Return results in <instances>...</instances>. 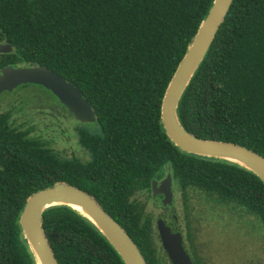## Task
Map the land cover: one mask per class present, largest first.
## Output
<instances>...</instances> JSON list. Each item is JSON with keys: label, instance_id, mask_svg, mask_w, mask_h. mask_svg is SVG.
I'll return each mask as SVG.
<instances>
[{"label": "trees", "instance_id": "trees-1", "mask_svg": "<svg viewBox=\"0 0 264 264\" xmlns=\"http://www.w3.org/2000/svg\"><path fill=\"white\" fill-rule=\"evenodd\" d=\"M213 1L0 0V43L12 47L0 54V69L48 68L79 89L98 128L80 132L86 163L61 158L41 138L0 129V264H36L18 219L32 194L59 182L92 196L147 264H164L152 216L135 195L150 193L166 167L183 198L193 264L202 262L191 230L193 195L264 239V184L235 165L182 153L160 124L165 90ZM178 118L197 138L264 158V0L233 1ZM43 228L58 264H123L68 207L47 209Z\"/></svg>", "mask_w": 264, "mask_h": 264}, {"label": "water", "instance_id": "water-1", "mask_svg": "<svg viewBox=\"0 0 264 264\" xmlns=\"http://www.w3.org/2000/svg\"><path fill=\"white\" fill-rule=\"evenodd\" d=\"M233 1H213L165 90L160 109V124L167 139L182 153L235 165L252 173L264 184L262 156L236 144L197 138L182 126L178 118L179 103L212 45ZM11 51L10 45L0 43V54H9ZM25 84L39 85L50 91L75 120L85 124L96 122L90 103L79 89L48 68L8 66L0 70V95ZM172 183L170 173L160 183L156 180L151 182V198L162 196L161 204L165 208L173 204ZM56 206L68 207L87 219L114 249L123 264H147L127 232L92 196L64 182L32 194L19 216L18 224L23 239L36 264H58L43 228V213ZM155 225L161 247L170 263L192 264L184 248L182 234L172 232L162 218L157 219Z\"/></svg>", "mask_w": 264, "mask_h": 264}, {"label": "rangeland", "instance_id": "rangeland-1", "mask_svg": "<svg viewBox=\"0 0 264 264\" xmlns=\"http://www.w3.org/2000/svg\"><path fill=\"white\" fill-rule=\"evenodd\" d=\"M23 94L28 96L30 101H51L50 93H47L37 86H25ZM16 92L10 94L14 96ZM88 128L93 132H98L97 126L94 124L88 125ZM41 138L49 141V146L56 154H62L61 151L65 149V156L71 157L74 152V141L78 143L77 136L73 137L74 141L69 140L66 143L58 138V136L50 137L46 132L42 131ZM62 156H64L62 154ZM86 163V162H85ZM169 172L168 167L165 168V173ZM174 188V208L176 216L179 219V225L186 233L187 223L185 218V207L180 190L175 182L172 183ZM135 198L146 205V213L150 214L153 219V224L159 218L160 208L159 202L153 201L151 192H138ZM194 209L191 212V230L194 232L193 241L198 248V258L205 264H264V239L259 232L250 230L246 222L241 227L233 224V221L228 220V216L223 211L209 209L208 204L196 195L192 196L189 202ZM199 211V212H198ZM230 223V224H229ZM229 225V226H228ZM156 228V227H155ZM185 235V234H184ZM155 244L158 250L160 259L164 264H171L161 244L155 237Z\"/></svg>", "mask_w": 264, "mask_h": 264}, {"label": "flooded vegetation", "instance_id": "flooded-vegetation-1", "mask_svg": "<svg viewBox=\"0 0 264 264\" xmlns=\"http://www.w3.org/2000/svg\"><path fill=\"white\" fill-rule=\"evenodd\" d=\"M25 86H37L42 88L47 93H50L52 100H42L38 102L30 101L27 98L28 96L23 94L22 90ZM14 92H16L14 96L10 97V94ZM88 125L92 124H85L75 120L72 115L68 114L66 107L62 105L50 91L39 85H21L11 92L6 91L0 95V129H11L36 138H41V132L44 131L50 137L58 136V138H60L63 143H66L69 140L74 141L73 137L77 136L78 143H76V140L74 141L73 155L71 157L65 156L64 153L67 147L64 146V150L61 151L64 156L59 153L57 154L61 158L73 159L82 163L88 162L90 160L89 152L79 144L80 132L91 131V129L88 128ZM41 139L45 143H50L49 141L53 140V138L48 140H45L44 138ZM48 147H50L49 144ZM168 173L169 172H166L164 177L156 181L160 183ZM172 190L174 198L173 186ZM162 199V196H157L155 199H153V201L159 202V218L164 219L166 225L171 229L172 232H180L182 234L184 248L187 254L190 256L193 264V258L190 255L188 242L184 236L185 232L179 225V219L176 216L174 204L165 208L161 204ZM200 264L205 263L202 261Z\"/></svg>", "mask_w": 264, "mask_h": 264}]
</instances>
